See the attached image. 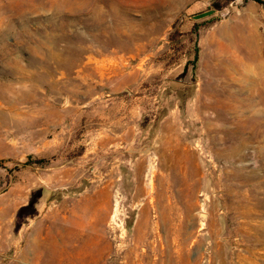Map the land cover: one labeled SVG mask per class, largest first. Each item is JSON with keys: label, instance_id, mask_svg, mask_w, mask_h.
<instances>
[{"label": "rangeland", "instance_id": "1", "mask_svg": "<svg viewBox=\"0 0 264 264\" xmlns=\"http://www.w3.org/2000/svg\"><path fill=\"white\" fill-rule=\"evenodd\" d=\"M0 264H264V0H0Z\"/></svg>", "mask_w": 264, "mask_h": 264}, {"label": "bare ground", "instance_id": "2", "mask_svg": "<svg viewBox=\"0 0 264 264\" xmlns=\"http://www.w3.org/2000/svg\"><path fill=\"white\" fill-rule=\"evenodd\" d=\"M239 37V36H238ZM231 42V41H230ZM230 44V43H229ZM120 58V57H119ZM216 59V58H215ZM214 59V60H215ZM220 59V58H219ZM236 60V59H235ZM112 64V63H111ZM220 69H216V68H214V69H211L210 70V74L211 75H218L219 73H220ZM223 76H225V75H223ZM225 78V77H224ZM218 79H220V78H218ZM216 80V79H215ZM212 82V81H211ZM213 83V82H212ZM221 83V82H220ZM229 83H231V82H229ZM209 85V84H208ZM228 86V85H227ZM227 86H220V88H218L219 89V92H229L231 95H233L232 94V91L231 90H228V88H227ZM215 86L214 85H211V89H208V90H212L211 92L213 93V95H214V93H216V90H215ZM207 93H209V92H206V94ZM201 108H206V109H212V110H215L214 109V103H213V101L212 102H207V103H205L203 106H201ZM215 117L216 118H219V115L218 114H215ZM203 120H204V125H205V128H209V126H210V124H211V120H209V118H202ZM212 134H213V132H212ZM212 134H210L211 135V137H210V139L211 140H214V139H216V135H212ZM225 139H229V137H227V138H225ZM231 139H232V137H231ZM166 150H168V152L169 153H171V152H174V148H169L168 146H166V148H165ZM166 154V153H165ZM170 155V154H169ZM172 156L171 157H173V155L174 154H171ZM226 155H231V156H233L234 155V152L233 151H230V150H227L226 151ZM164 157V156H163ZM179 157V156H178ZM170 158V156H168V159ZM178 159V158H177ZM170 160V159H169ZM178 161H179V159H178ZM183 163V162H182ZM152 183V182H151ZM155 184V183H154ZM153 187H155V186H152V190H153ZM151 201V200H150ZM154 201V200H153ZM232 204H233V206H234V208L235 209H237V210H239L240 208H242V204L241 203H235V202H232ZM153 205V204H152ZM252 206V205H251ZM252 211V210H251ZM241 213H244V212H242L241 211ZM200 214V213H199ZM204 214V213H203ZM245 214V213H244ZM245 217V216H244ZM247 218V217H246ZM252 221V220H251ZM254 221V220H253ZM253 223V222H252ZM251 223V224H252ZM243 225V224H242ZM242 227V226H241ZM248 227V226H247ZM260 227V226H259ZM259 229V228H258ZM241 230V229H240ZM242 230H244V228H242ZM252 230V229H251ZM259 231V230H258ZM241 232V231H240ZM255 232V231H254ZM258 233V232H257ZM262 233V232H261ZM243 234V233H242ZM250 236V232L248 233V232H246V231H244V234H243V238L245 239H248V237ZM260 236V235H259ZM258 236H256V238H257ZM237 238V237H236ZM251 245V244H250ZM247 247V246H246ZM232 255V254H231ZM246 257H244V259H245ZM239 260V259H238ZM150 262V261H149ZM242 262V261H241ZM139 263V262H138Z\"/></svg>", "mask_w": 264, "mask_h": 264}]
</instances>
